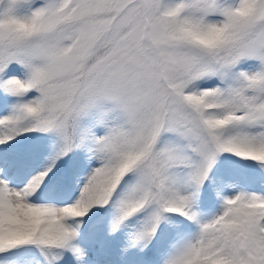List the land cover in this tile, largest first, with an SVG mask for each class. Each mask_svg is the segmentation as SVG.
<instances>
[{
  "label": "snow or ice",
  "instance_id": "obj_1",
  "mask_svg": "<svg viewBox=\"0 0 264 264\" xmlns=\"http://www.w3.org/2000/svg\"><path fill=\"white\" fill-rule=\"evenodd\" d=\"M0 264H264V0H0Z\"/></svg>",
  "mask_w": 264,
  "mask_h": 264
}]
</instances>
